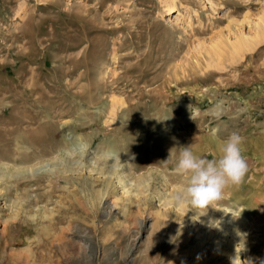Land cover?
<instances>
[{"label": "rangeland", "instance_id": "1", "mask_svg": "<svg viewBox=\"0 0 264 264\" xmlns=\"http://www.w3.org/2000/svg\"><path fill=\"white\" fill-rule=\"evenodd\" d=\"M261 32L264 0H0V264H261ZM232 131L241 184L178 206L180 147Z\"/></svg>", "mask_w": 264, "mask_h": 264}, {"label": "clouds", "instance_id": "2", "mask_svg": "<svg viewBox=\"0 0 264 264\" xmlns=\"http://www.w3.org/2000/svg\"><path fill=\"white\" fill-rule=\"evenodd\" d=\"M242 144L243 137L237 131L230 132L220 144L219 155L215 159L194 154L190 146L180 147L173 170L177 176L186 178V182L173 196L175 203L204 209L222 200L226 187L241 184L248 171ZM169 160L171 153L166 162ZM244 264H252V259H246Z\"/></svg>", "mask_w": 264, "mask_h": 264}, {"label": "bare ground", "instance_id": "3", "mask_svg": "<svg viewBox=\"0 0 264 264\" xmlns=\"http://www.w3.org/2000/svg\"><path fill=\"white\" fill-rule=\"evenodd\" d=\"M169 10L170 9H172V7H169L168 8ZM264 40V32H261V34H259L257 37H256V40H255V42L253 43V45H250L251 43H249L247 40H243V41H241V40H239V41H241V42H239L238 44H236L237 46H235V51H236V53H237V55H243L246 51H248V50H252L253 48H254V46L255 45H257L258 43H260L261 41H263ZM236 43H237V41H236ZM235 44V43H234ZM233 46V45H232ZM216 48V47H215ZM224 48V47H223ZM222 48V49H223ZM228 48V47H227ZM233 48V47H232ZM231 49V48H230ZM217 50H219V49H217ZM232 51H233V49H231ZM214 51H216V50H214ZM213 51V52H214ZM218 53L219 52H221V51H217ZM217 52H215V54H217ZM226 52V51H225ZM228 52H230V51H228ZM220 55V54H219ZM220 56H222V54L220 55ZM224 57L225 56H229V55H223ZM222 56V57H223ZM233 56V55H232ZM214 57V56H213ZM219 57V56H218ZM223 57V58H224ZM226 57V58H227ZM230 57H231V55H230ZM222 59V58H221ZM108 85V84H107ZM98 91V90H97ZM123 101V100H122ZM122 104H124V102L122 103ZM241 253H242V250H239V256H241Z\"/></svg>", "mask_w": 264, "mask_h": 264}]
</instances>
